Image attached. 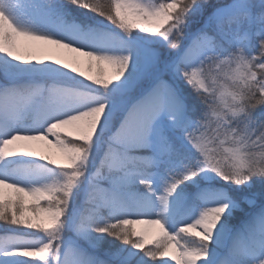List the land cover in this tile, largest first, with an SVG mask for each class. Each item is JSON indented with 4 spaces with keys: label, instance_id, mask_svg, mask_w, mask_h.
I'll list each match as a JSON object with an SVG mask.
<instances>
[{
    "label": "snow or ice",
    "instance_id": "1",
    "mask_svg": "<svg viewBox=\"0 0 264 264\" xmlns=\"http://www.w3.org/2000/svg\"><path fill=\"white\" fill-rule=\"evenodd\" d=\"M0 77V264H264V0H0Z\"/></svg>",
    "mask_w": 264,
    "mask_h": 264
},
{
    "label": "rangeland",
    "instance_id": "2",
    "mask_svg": "<svg viewBox=\"0 0 264 264\" xmlns=\"http://www.w3.org/2000/svg\"><path fill=\"white\" fill-rule=\"evenodd\" d=\"M104 67H105V78L111 77V75H112V69L110 67H108L107 65H105ZM83 70L87 71V68L84 67ZM97 72H98V68L94 67L93 70H92V72L90 74L96 75ZM0 83H2V77H0ZM51 151L52 152H55V149H52ZM87 208H88V205H85V209H87ZM135 227H137V229H140L139 228V225H136Z\"/></svg>",
    "mask_w": 264,
    "mask_h": 264
},
{
    "label": "bare ground",
    "instance_id": "3",
    "mask_svg": "<svg viewBox=\"0 0 264 264\" xmlns=\"http://www.w3.org/2000/svg\"><path fill=\"white\" fill-rule=\"evenodd\" d=\"M144 227H146L145 225H139V228L141 229V228H144Z\"/></svg>",
    "mask_w": 264,
    "mask_h": 264
}]
</instances>
